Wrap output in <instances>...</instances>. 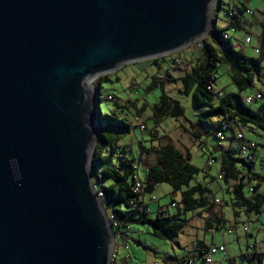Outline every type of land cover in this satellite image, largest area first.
<instances>
[{
  "label": "water",
  "instance_id": "95a60500",
  "mask_svg": "<svg viewBox=\"0 0 264 264\" xmlns=\"http://www.w3.org/2000/svg\"><path fill=\"white\" fill-rule=\"evenodd\" d=\"M218 0H0V264H110L91 84L202 41Z\"/></svg>",
  "mask_w": 264,
  "mask_h": 264
},
{
  "label": "rangeland",
  "instance_id": "374dc122",
  "mask_svg": "<svg viewBox=\"0 0 264 264\" xmlns=\"http://www.w3.org/2000/svg\"><path fill=\"white\" fill-rule=\"evenodd\" d=\"M242 6L251 10L252 15L247 17L251 23L250 26H243L240 30H234L229 26V17L227 11L230 9H241ZM215 18V26L219 30H225L229 36V42L236 49L242 51L250 57H257L253 48L261 31V23L264 21V0H220V5L212 11ZM249 36L250 44H245V37ZM207 37V36H206ZM205 37V38H206ZM206 42L210 45L209 38ZM192 43L181 51L169 54L167 56L154 60L140 61L127 64L113 73L108 74L109 83L100 82L98 91L102 98L106 95L115 97L112 101H101L98 103V110L104 117L109 110L115 106L121 111V116L126 117L130 126L129 134L120 141L119 146L129 145L132 148L136 159L137 173L142 178L144 171L152 165L157 164V156L152 149H158L164 146H170L182 157H189L191 165L199 170V173L189 183V188L196 183L200 184V178L204 171L216 175L219 167V153L223 150L222 144L217 142L213 136V128L207 123L200 124L194 130L201 133L199 139L193 138L189 132L190 122L196 121L197 113L191 108L190 97L181 93L182 85L180 78L190 72L196 64V47ZM203 50L200 51V54ZM180 59L179 63H173L172 60ZM264 64V63H263ZM213 90L223 91V93H237V89L230 81V73L227 66L217 63L214 72ZM98 79V78H97ZM152 81L156 82V87L147 91ZM93 83L91 84V87ZM161 87V88H159ZM254 89H246L238 94L243 98L247 93ZM161 94L176 100L182 107L183 114L178 118H165L158 127L154 126L151 120L149 107L158 101ZM147 105L148 109L143 114L146 130L140 133L131 123L135 111L141 105ZM219 121L213 119V125ZM192 131V130H191ZM257 141H260L257 138ZM143 151H141V148ZM110 153V148L104 150L103 155ZM114 156V155H113ZM124 156V155H123ZM233 157L238 154L233 151ZM215 158L216 162L209 168L208 159ZM120 158H113L112 166L118 165ZM235 168L243 175H264V162L259 156L250 168L236 164ZM100 170V167L97 169ZM213 175V177H214ZM219 186L216 199L223 202L222 207L227 213V219L223 226L217 227L216 221L211 219L209 227L205 226L209 217L215 218L219 215L209 214L206 208L195 209L189 212H181L178 216L184 221L182 231L171 240H163L153 237L142 226H132L125 233L127 250H119L116 254V264H172L169 260H182V258H193L194 264H202L200 252L209 247H223L224 253H217L214 257V264H246L243 254L252 256L254 250H260V238H257L258 228L255 224H247L244 216H232V195L230 193L234 182L228 183L214 181ZM243 194L249 196L248 188L255 185L254 181L243 179ZM187 188L182 187L185 191ZM221 189L227 192L224 196ZM207 200L213 202V196L206 194ZM143 202L147 207L149 218L154 219L158 212L168 210V214H176L178 208H170L171 202L178 204L180 194L173 192L168 185L161 184L152 191L145 192ZM126 215L127 213L123 211ZM109 215V213H108ZM107 215V216H108ZM234 219V221H233ZM244 227L249 228V233L244 232ZM120 242V240H118ZM249 246L254 249L249 250ZM185 259L183 262H186ZM186 264V263H184ZM264 264V259H263Z\"/></svg>",
  "mask_w": 264,
  "mask_h": 264
},
{
  "label": "trees",
  "instance_id": "16d2710c",
  "mask_svg": "<svg viewBox=\"0 0 264 264\" xmlns=\"http://www.w3.org/2000/svg\"><path fill=\"white\" fill-rule=\"evenodd\" d=\"M216 5H220V0L216 2ZM245 8L242 6L241 9H236L237 15L229 19V26L234 30H240L243 26L251 25L242 16V11ZM230 10L234 11L233 9ZM225 32V30L216 28L215 18L212 14L210 33L200 42V47L196 49V64L190 72L180 78L181 93L190 97L191 108L197 113L196 121L190 122L192 131L186 129L184 131L189 132L193 138L199 139L201 133L194 129L200 124L207 123L215 131L217 126L228 118H235L241 125L255 127L259 132V142L264 147V21L261 23V31L258 37L260 55L256 58L236 50L229 39H223L222 34ZM208 38L210 45L206 42ZM201 50H203L202 54H200ZM217 63L227 66L230 81L237 89V93L225 94L221 91V98L214 94L212 82L215 79L214 72ZM100 82L109 83L108 76L103 75L93 82L92 87L98 103L108 101L106 96L102 98L99 94ZM155 87L156 82L152 81L147 91H151ZM249 88L254 89L253 92L261 93L262 99L247 106L238 93ZM146 109H148L147 105H141L136 109L135 116L142 118ZM149 110L155 127H158L165 118L176 119L183 114L180 103L165 94H161L158 101L152 104ZM97 116L100 118L101 125L99 139L92 154L90 170L93 182L101 183V204L107 215L109 213V215L113 214L116 217L117 229L120 232L122 242H125V233L132 226L144 227L155 238L171 240L182 231L184 221L178 218L181 212L206 208L208 213H213L214 205L209 203L206 197V194H210L209 189L199 183L189 188L190 181L199 173V170L190 164L188 156L182 157L170 146L152 149L157 156V164L147 168L140 178L137 167L134 165L136 159L132 148L130 151H126L129 145H122L120 153L114 151L119 145L118 143L123 141L130 132L126 117L121 116V111L117 106L109 110L104 117L97 110ZM215 118H218L219 121L213 125L212 121ZM106 148H110V153L100 157L99 154ZM141 151H143L142 148ZM233 151L235 149L222 150L219 153V164L224 173L223 182L228 183L230 180L234 182L230 191L232 195L230 207L235 215L242 211L245 215L260 216L264 207V175L250 174L246 176L241 174L235 168L236 164L250 168L253 163L247 164L240 158L233 157ZM115 156L120 158V163L112 166ZM262 161L264 162V157H262ZM99 167L100 170H97ZM245 177L248 181L255 182V185L251 186L253 192L249 193V196L243 194V179ZM137 181L143 186L140 194H134L132 191L134 183ZM161 184L168 185L173 192L180 194L178 204L171 202L175 204L174 208L179 210L176 214H168V210L164 211V215L158 212L156 217L151 219L148 216L147 207L142 203V197L145 192H150ZM182 187L187 189L182 191ZM216 223L217 227L223 226L224 220L218 219ZM207 249L205 248L200 252L201 257ZM242 256L246 260V264H263L264 254L258 253L256 250L252 256L246 254Z\"/></svg>",
  "mask_w": 264,
  "mask_h": 264
},
{
  "label": "built area",
  "instance_id": "2783aa9c",
  "mask_svg": "<svg viewBox=\"0 0 264 264\" xmlns=\"http://www.w3.org/2000/svg\"><path fill=\"white\" fill-rule=\"evenodd\" d=\"M234 15H237L235 10L228 11L229 19H232ZM250 15H252V12L246 7L242 11V16L246 21H248L247 17H249ZM222 37L223 39L229 38L227 32L223 33ZM200 42L201 41H197L195 43V47L197 49L200 47ZM244 43L245 44L251 43V39L249 36L245 37ZM253 52L254 54L257 55V57L260 55V45H259L258 39H257L256 45L253 48ZM179 62H180V59L173 60V63H179ZM214 94L218 98L222 97V92L219 90H214ZM106 98L108 101H114L115 99V97H113V95L111 94L106 95ZM261 99H262V94L259 93L258 91H254V92L247 93L243 97L242 100L245 105L250 106L260 101ZM132 124L134 125V127L137 128V130L140 133H143L146 130L145 122L142 120V118L138 116H134L132 118ZM213 136L217 142L223 145L222 146L223 150L228 151V150L235 149L236 153L238 154V158H240L247 164L254 163L259 156L264 157V147L260 144L259 141H257V138L259 136L258 130L255 127L250 126V125H246V126L241 125L240 123H238V120L235 118H228L225 122L219 124V126H217L216 130L214 131ZM121 150H122L121 146L119 145L114 149L115 153H120ZM130 150H131V147L129 146V148L126 149V151H130ZM215 162L216 160L213 158L208 159L207 167L209 168L210 166L215 164ZM223 177H224V173L222 172L221 165H219L218 171L216 175L214 176V179L215 181H221L223 180ZM142 187L143 186L141 185L140 182L138 181L135 182L133 189H132L133 193L140 194L142 191ZM93 189H94L96 198L101 201V198H102V193L100 191L101 183L93 182ZM248 191L249 193H252L253 192L252 187H249ZM213 205L214 207L220 206V205H223V202L220 201L219 199H215L213 201ZM174 207H175V204L171 203L170 208L173 209ZM164 211H167V209L161 211L162 215L165 214ZM260 216L264 217V207L261 210ZM107 219H108L110 229L113 233V244H112L111 253H110V264H116L115 262H116L117 252L119 250H127L128 246L126 242H122L120 240V232L117 229L116 217L113 214H110L107 216ZM243 230L245 233H249L248 227H244ZM118 240H120V242ZM254 248H255L254 246H249V250L254 249ZM224 252L225 250L223 247H217V248L209 247L206 253L203 254L201 257L202 264H213L214 257L216 256V254L224 253ZM185 261L186 262H183V264L184 263L194 264L193 258H187L185 259ZM178 264H182V263L179 262Z\"/></svg>",
  "mask_w": 264,
  "mask_h": 264
},
{
  "label": "crops",
  "instance_id": "0c3cea01",
  "mask_svg": "<svg viewBox=\"0 0 264 264\" xmlns=\"http://www.w3.org/2000/svg\"><path fill=\"white\" fill-rule=\"evenodd\" d=\"M103 153H104V151H102L99 154V156L103 157L104 156ZM134 165L136 166V160H135ZM155 165H152V166H155ZM149 167H151V166H149ZM217 171H218V169H217ZM213 175L214 174H210L208 171H204L203 175L201 176V178L199 180H200L201 186L207 187L209 189L211 195L213 196V199H216V197H217L216 195L220 191H219V186L218 185L216 186L215 183H214L215 179H214ZM226 193L227 192H225V191H223V189H221V194L223 196ZM142 203L145 206V204L143 202V198H142ZM210 203H213V202H210ZM220 206H223V205H220ZM217 211L219 212V215L216 214ZM214 213L217 215V217H215V218L209 217L207 222L205 223L206 227H209V221L211 219H213L216 222H217L218 219H223L224 221H226L227 213H225V211L223 210L222 207H219V206L214 207L212 214H214ZM232 216L233 217L234 216H238V217L244 216L245 221H246L247 224H255L258 227L257 231H256L257 232V236L256 237L260 238V244H261L260 250L264 254V217L263 216H255V215H245L242 211H240L238 215H235L233 213V211H232ZM233 221H234V219H233ZM256 251H257V249H256ZM183 259H185V258H182V260ZM179 261H181V260H179ZM169 262H171L172 264H176L178 262V260H169Z\"/></svg>",
  "mask_w": 264,
  "mask_h": 264
}]
</instances>
